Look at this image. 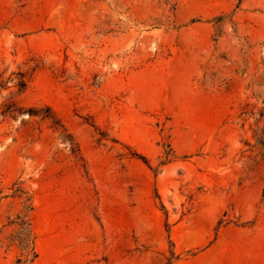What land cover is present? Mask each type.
I'll return each mask as SVG.
<instances>
[{"label": "rangeland", "instance_id": "374dc122", "mask_svg": "<svg viewBox=\"0 0 264 264\" xmlns=\"http://www.w3.org/2000/svg\"><path fill=\"white\" fill-rule=\"evenodd\" d=\"M0 264H264V0H0Z\"/></svg>", "mask_w": 264, "mask_h": 264}]
</instances>
